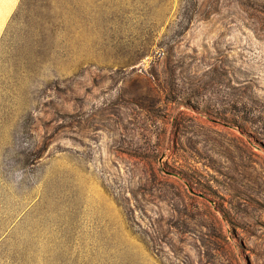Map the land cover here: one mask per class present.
I'll list each match as a JSON object with an SVG mask.
<instances>
[{"label":"rangeland","instance_id":"1","mask_svg":"<svg viewBox=\"0 0 264 264\" xmlns=\"http://www.w3.org/2000/svg\"><path fill=\"white\" fill-rule=\"evenodd\" d=\"M0 264H264V0H0Z\"/></svg>","mask_w":264,"mask_h":264}]
</instances>
